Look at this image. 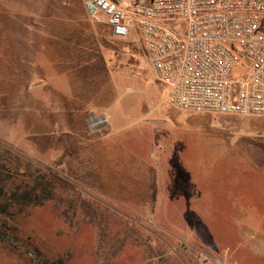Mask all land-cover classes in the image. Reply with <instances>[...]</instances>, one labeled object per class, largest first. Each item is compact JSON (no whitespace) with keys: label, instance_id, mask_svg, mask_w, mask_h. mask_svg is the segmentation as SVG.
<instances>
[{"label":"rangeland","instance_id":"rangeland-1","mask_svg":"<svg viewBox=\"0 0 264 264\" xmlns=\"http://www.w3.org/2000/svg\"><path fill=\"white\" fill-rule=\"evenodd\" d=\"M147 65L84 0H0V194L12 197L0 209V264H264V217L204 201L251 192L264 116L182 115ZM127 94L143 102L118 111L140 122L123 139L151 171L104 168L103 178L94 167L92 178L76 162V125L101 132L107 124L90 119L108 113L93 108L74 125V97L103 106ZM158 110L173 118L153 121Z\"/></svg>","mask_w":264,"mask_h":264},{"label":"built area","instance_id":"built-area-1","mask_svg":"<svg viewBox=\"0 0 264 264\" xmlns=\"http://www.w3.org/2000/svg\"><path fill=\"white\" fill-rule=\"evenodd\" d=\"M112 37L138 42L184 113L264 116V0H84ZM109 123L90 119L92 128Z\"/></svg>","mask_w":264,"mask_h":264},{"label":"crops","instance_id":"crops-1","mask_svg":"<svg viewBox=\"0 0 264 264\" xmlns=\"http://www.w3.org/2000/svg\"><path fill=\"white\" fill-rule=\"evenodd\" d=\"M119 61H123L121 57L119 58ZM147 67L150 69V75H152L150 84L152 85L154 82L160 84L163 90V97L166 100L163 84L155 78L154 71L149 63ZM146 90H149V87H147ZM129 95L131 94H127L124 99L122 98V100L114 99L111 103L108 104L106 101L104 102L105 105L103 106L97 105L98 103L96 104L95 101H84L79 98L75 99L74 97L73 103L75 107L73 110L75 111V113L73 116H71L72 118H69L71 120V123L74 125H76V118L82 119L84 117H87V113H91L93 108L101 107L103 109H106L108 113L107 117L109 118V123L102 128L101 132H88L85 126L79 124L76 125L78 131L76 135L77 144L81 146L80 148H82L83 152L82 156L79 155L77 157L76 162L79 163V161L82 160L79 164H83V166L85 167L84 173L86 175H91L92 178L94 176L92 174V170L94 167L100 169L99 173L103 178L105 175L104 168H107V170L111 171V173L113 174H117L121 171H126L130 174L133 173L135 174V176L140 177L147 173H150L151 171L150 168L153 164L146 158L148 155L144 156L145 159L138 158L139 155L137 153L138 151L136 147H134V145L132 144H127V142H125L123 139L124 135H131L132 132H134L135 130L137 131V127L133 128L136 124H140V122L136 120V110L131 112V114H127L123 118H119L118 116H116L118 114V111L122 110L121 107L124 101L129 100L143 102V100L139 99V96ZM155 112L157 111L153 110L152 114H155ZM158 112L159 117H154V119H152L153 121H163V123L166 124L173 118L171 115H166V112L164 114H161L159 110ZM181 114L185 115L184 112H181ZM147 127L150 129H155V127L151 128L148 124L146 125V128ZM45 150L46 156L47 154H49L51 156L50 158L52 159L53 156L51 155V151L48 149ZM32 151L35 152L37 156H40L39 150L36 151L32 149ZM261 166L258 167V169H260L259 172L261 176H253L254 178L251 177L252 175L250 176L251 192L245 193L243 197L229 195L227 198L221 199L219 196L212 195L205 198L204 201L210 202V208L212 211H215L212 209L213 207H218L221 203H225L230 207L231 205L235 207L236 205H238L239 208H242L244 214H248L252 219H254V221H257L259 219L261 223L264 217V206L260 208L262 202H264V165ZM149 176L150 175L147 176V179L144 178L145 181H150ZM256 182H259V184H257ZM234 211L235 210H233V213Z\"/></svg>","mask_w":264,"mask_h":264},{"label":"trees","instance_id":"trees-1","mask_svg":"<svg viewBox=\"0 0 264 264\" xmlns=\"http://www.w3.org/2000/svg\"><path fill=\"white\" fill-rule=\"evenodd\" d=\"M1 185H2V187H0L1 188L0 189V192H4V185L3 184H1ZM4 198L6 199L5 202H4ZM11 200H12V197L11 196L6 197V195L1 196V194H0V209H1V211L8 210L7 209V206H8V204H11ZM9 213L10 214L12 213L11 210L9 211Z\"/></svg>","mask_w":264,"mask_h":264}]
</instances>
